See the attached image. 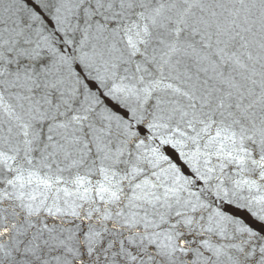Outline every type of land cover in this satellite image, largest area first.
I'll return each instance as SVG.
<instances>
[{
  "label": "snow or ice",
  "instance_id": "obj_1",
  "mask_svg": "<svg viewBox=\"0 0 264 264\" xmlns=\"http://www.w3.org/2000/svg\"><path fill=\"white\" fill-rule=\"evenodd\" d=\"M0 264H264V0H0Z\"/></svg>",
  "mask_w": 264,
  "mask_h": 264
}]
</instances>
